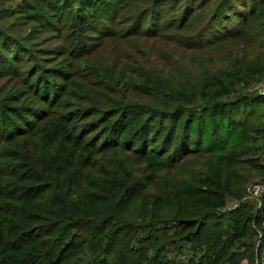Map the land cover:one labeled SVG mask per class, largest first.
I'll return each mask as SVG.
<instances>
[{"label":"trees","instance_id":"1","mask_svg":"<svg viewBox=\"0 0 264 264\" xmlns=\"http://www.w3.org/2000/svg\"><path fill=\"white\" fill-rule=\"evenodd\" d=\"M262 79L264 0H0V264H264Z\"/></svg>","mask_w":264,"mask_h":264},{"label":"built area","instance_id":"2","mask_svg":"<svg viewBox=\"0 0 264 264\" xmlns=\"http://www.w3.org/2000/svg\"><path fill=\"white\" fill-rule=\"evenodd\" d=\"M252 91L256 93L257 95L264 96V79L256 83ZM264 193V184L259 182H252L247 186L246 194L243 199H252L255 201H258L260 196ZM239 201H230L224 209H233L238 205Z\"/></svg>","mask_w":264,"mask_h":264},{"label":"rangeland","instance_id":"3","mask_svg":"<svg viewBox=\"0 0 264 264\" xmlns=\"http://www.w3.org/2000/svg\"><path fill=\"white\" fill-rule=\"evenodd\" d=\"M15 2V1H14ZM19 30L23 33V34H25V33H27V26H25V25H21L20 26V28H19ZM39 40H37V42H38ZM53 42V41H52ZM254 181H259L258 179H254Z\"/></svg>","mask_w":264,"mask_h":264}]
</instances>
